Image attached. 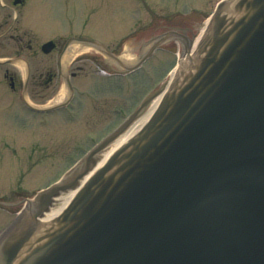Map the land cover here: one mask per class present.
Instances as JSON below:
<instances>
[{"label":"water","instance_id":"obj_1","mask_svg":"<svg viewBox=\"0 0 264 264\" xmlns=\"http://www.w3.org/2000/svg\"><path fill=\"white\" fill-rule=\"evenodd\" d=\"M197 42L138 133L162 94L28 199L0 264H264V0H222Z\"/></svg>","mask_w":264,"mask_h":264},{"label":"rangeland","instance_id":"obj_2","mask_svg":"<svg viewBox=\"0 0 264 264\" xmlns=\"http://www.w3.org/2000/svg\"><path fill=\"white\" fill-rule=\"evenodd\" d=\"M25 1L16 7V17L11 6L0 5V31L10 25L7 35L0 39V57L21 56L29 60L36 79L30 80L26 99L31 104L45 106L63 93L65 84L60 77H55L48 86H37L40 72L45 78L48 72H58L60 63L63 70L67 67L74 70L76 65L83 69L73 81L76 91L68 107L39 113L26 108L19 92L6 91L1 82L5 67L16 72L20 79L21 68L0 64V201L13 204L12 208L0 204V230L13 218L10 209L22 206L24 199L31 197L32 190L58 179L72 163L80 160L93 141L100 139L119 120L116 117L119 114L112 110L116 105L125 108L124 115L139 97L169 73L165 71L167 66L176 60L173 51L158 50L140 71L118 82L93 73L96 63L84 53H79L74 60L72 57L64 67L59 50L49 53L40 50L43 41L52 38L63 44L72 35L92 36L103 38L112 48L120 44L123 47L126 41L130 45L141 40V33L135 39L132 37V27L129 28L132 25L136 30L149 28L147 37L170 28H185L193 36L219 0ZM0 2L11 4L10 0ZM175 43L169 39L166 45L170 48ZM128 85L134 87V95L126 90Z\"/></svg>","mask_w":264,"mask_h":264},{"label":"flooded vegetation","instance_id":"obj_3","mask_svg":"<svg viewBox=\"0 0 264 264\" xmlns=\"http://www.w3.org/2000/svg\"><path fill=\"white\" fill-rule=\"evenodd\" d=\"M23 1V0H22ZM10 2H11V4H14V0H10ZM24 2V1H23ZM22 2V3H23ZM18 5V4H17ZM10 7V6H9ZM11 7H12V5H11ZM6 32H3V35L5 34ZM185 35V34H184ZM185 39H188L187 38V36L185 37H183V41L184 42H186V40ZM66 43V42H65ZM65 43L63 44V46H62V49L61 50H63V48L65 47ZM58 46V43L56 44V47ZM132 50L134 51V52H136V53H140V45H138V46H136V47H133L132 48ZM100 64H101V66H105V68H111L110 66H109V63L107 62V61H104V59H101V61L99 62ZM112 69V68H111ZM6 70V73L4 74L6 77H8L9 78V80H10V84H11V86H13V88H15V84H16V82H17V74L16 73H12V72H9V70L8 69H5ZM116 73V72H115ZM71 74L74 76V77H77L78 76V73H76V72H74V71H72L71 72ZM111 74H114V72L113 73H111ZM36 76L34 75V74H31V72L29 73V79L31 78V79H33V81L36 79L35 78ZM38 78H37V86H39V85H49L51 82H52V79L54 78V72H50L49 74H48V76L46 77V78H43V80H42V82L41 83H39L38 84V81H39V79H41L42 77H43V73L42 72H40L39 74H38V76H37ZM28 83H29V80H28ZM28 90H29V87H28Z\"/></svg>","mask_w":264,"mask_h":264},{"label":"bare ground","instance_id":"obj_4","mask_svg":"<svg viewBox=\"0 0 264 264\" xmlns=\"http://www.w3.org/2000/svg\"><path fill=\"white\" fill-rule=\"evenodd\" d=\"M205 25H206V21L202 24V26L200 27V31H199L198 35L195 38H193V41L191 43H189L188 39H185L186 43H187V47L189 50L186 48V51H184V53L182 54L181 59L190 51V49L193 47L195 42L198 40L200 34L203 32V30L205 28ZM84 48H85V46H79V45H75V44L71 45L68 48V50L66 51L63 61H66L67 59L71 58L74 54L83 50Z\"/></svg>","mask_w":264,"mask_h":264}]
</instances>
